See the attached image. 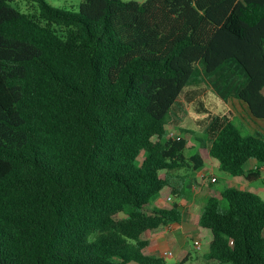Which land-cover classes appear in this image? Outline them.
<instances>
[{
	"label": "trees",
	"instance_id": "16d2710c",
	"mask_svg": "<svg viewBox=\"0 0 264 264\" xmlns=\"http://www.w3.org/2000/svg\"><path fill=\"white\" fill-rule=\"evenodd\" d=\"M13 1L0 0V264H167L145 249L182 221L178 202L153 206L181 196V170L212 157L261 176L247 164H264V0ZM196 79L234 94L255 132L208 108ZM183 98L205 114L190 157L169 124ZM199 225L212 264H264L259 194L212 191Z\"/></svg>",
	"mask_w": 264,
	"mask_h": 264
},
{
	"label": "rangeland",
	"instance_id": "374dc122",
	"mask_svg": "<svg viewBox=\"0 0 264 264\" xmlns=\"http://www.w3.org/2000/svg\"><path fill=\"white\" fill-rule=\"evenodd\" d=\"M50 4L64 9H70L77 11L79 8V4L81 0H47ZM124 1H138V2H144L146 0H124ZM12 5L19 8L22 11L28 10L29 3L27 0H16L12 2ZM204 80V81H202ZM196 79L193 83L194 85L191 86H199V85H205L206 86V93L204 96H202V99L205 102V105L216 111V112H225L228 110H232V119L237 124L241 131L244 134L248 133H254L255 131L249 126V124L246 122V120L242 119V117L239 116L237 113L238 111L235 110L233 107V101L236 100L234 97V94H230V99H224L210 84L207 79ZM184 102V113H181L182 116V122L180 123V126H177L173 119H170V127L171 130L175 133L176 137L177 135H186L189 138L188 143V149H186V153L188 155H191L195 153L197 148L199 147V140L198 138L203 137V131L200 129V127L196 123V119L200 116H204L205 114H200L197 112L196 107L198 106V102L195 103H189L185 98H183ZM236 103V102H235ZM244 114V113H243ZM179 125V124H178ZM184 129H187L185 132ZM264 166V164L257 162L256 160H251L247 164V169H252L253 171L258 170L261 172V178H258L256 180H253L250 182L247 180L244 176H232L233 183H229L228 180H226L225 175L226 172L223 170H220L217 168L216 173L220 177L219 182L215 184V187L218 188H226L228 186H235L242 190H248L255 192L261 196V198L264 199V169L261 170V166ZM251 167V168H250ZM157 200L154 201V203ZM221 208H226V202H222ZM191 229L188 232L187 237L185 240L179 245V243H170L169 247L170 250L173 252V256L168 258L166 261L167 264H172L176 259L181 261V264H197L199 262L204 261V255L209 251L208 243L202 241L199 238V234L196 232L195 228H187ZM199 239L201 242V247L198 249L196 247V240ZM189 257L186 259V257Z\"/></svg>",
	"mask_w": 264,
	"mask_h": 264
},
{
	"label": "crops",
	"instance_id": "0c3cea01",
	"mask_svg": "<svg viewBox=\"0 0 264 264\" xmlns=\"http://www.w3.org/2000/svg\"><path fill=\"white\" fill-rule=\"evenodd\" d=\"M198 149L199 147L195 153ZM191 155L187 154L188 157ZM217 168L221 170L219 161L211 157L205 160V164L197 170H181L179 173L186 176V179L181 181L182 184L179 183L180 188L182 189L181 196H174L171 200H166L162 196L156 199L157 201L153 204V206L156 205L158 207L169 206L174 202H178L182 211V221L181 223L163 225L156 230L148 232L150 244L145 249L146 254L163 257L167 261L170 257H164L163 252L170 250V243H179L180 245L187 237L188 232L191 230L187 228L194 227L200 238L201 228L199 220L202 209L212 191L217 192L218 197H220L221 191L224 189L222 187H215V184L220 180V177L216 173ZM263 169L264 166L262 165L261 170ZM213 178H216V180L213 181ZM225 178L229 183H233L232 176L229 173L226 172ZM259 178H261V176ZM196 241H199V239ZM206 254L204 255V261L197 264H212L207 260ZM186 258L189 257L187 256ZM180 262L181 261L176 259L172 264H180Z\"/></svg>",
	"mask_w": 264,
	"mask_h": 264
},
{
	"label": "built area",
	"instance_id": "2783aa9c",
	"mask_svg": "<svg viewBox=\"0 0 264 264\" xmlns=\"http://www.w3.org/2000/svg\"><path fill=\"white\" fill-rule=\"evenodd\" d=\"M171 136H175V133L172 132L171 133ZM215 180H216V178H213V181H215ZM168 199L171 200L172 197H169ZM196 247L197 248H200L201 247V242L200 241H196ZM163 256L164 257H172L173 256V252L171 250H166V251L163 252Z\"/></svg>",
	"mask_w": 264,
	"mask_h": 264
}]
</instances>
